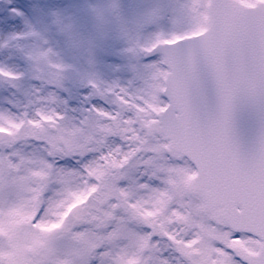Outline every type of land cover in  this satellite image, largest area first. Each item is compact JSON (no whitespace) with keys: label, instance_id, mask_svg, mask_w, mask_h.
Instances as JSON below:
<instances>
[{"label":"snow or ice","instance_id":"6c2138e0","mask_svg":"<svg viewBox=\"0 0 264 264\" xmlns=\"http://www.w3.org/2000/svg\"><path fill=\"white\" fill-rule=\"evenodd\" d=\"M10 12L23 15L15 7ZM190 12L188 31L157 34L154 42L140 48L145 67L152 70L146 93L115 86L116 100L132 113L124 127L117 119L120 113L112 116L92 107L98 116L115 121L100 127L99 133L119 134L130 142V150L117 145L105 152L76 127L47 142L45 158L25 168L24 175L14 174L21 170L23 158L21 163L0 161V182L20 186L27 211L34 212L30 228L64 230L82 245L87 264H97L98 257L109 258L110 264H142L143 252L161 239L180 252L185 264H264V131L254 149L244 153L232 129L238 95L264 111V0H198ZM222 63L226 71L214 76L219 109L215 114L198 113L191 100L199 87L197 74L218 70ZM0 76L20 78L3 68ZM92 87L99 92L95 84ZM37 115L39 119L28 124L40 132L46 126L57 128L64 119L60 113ZM136 123L139 128L132 127ZM6 125H0V136L15 137L24 121L7 119ZM129 131L133 134L125 136ZM63 160L75 167L66 169ZM134 160L145 166L137 187L151 190L149 207L133 201L128 190L126 172ZM77 175L84 178L83 187L74 189L72 178ZM177 176L179 185L173 183ZM99 205H104L102 210ZM121 209L143 225L142 235L125 232ZM171 220L183 224L185 235L167 230ZM93 224L103 227L95 237L89 227ZM124 239L133 242L136 255L123 249L112 255L104 243ZM0 264L13 262L0 255ZM161 264L169 261L165 258Z\"/></svg>","mask_w":264,"mask_h":264},{"label":"rangeland","instance_id":"374dc122","mask_svg":"<svg viewBox=\"0 0 264 264\" xmlns=\"http://www.w3.org/2000/svg\"><path fill=\"white\" fill-rule=\"evenodd\" d=\"M197 3L198 0H4L0 5V68L20 78L0 76V117L5 118L0 119V125L7 127L6 120L11 119L24 121V127L10 141L0 144V161L21 163L23 158L21 170L14 174L24 175L25 168L45 158L50 150L47 142L76 127L83 129V137L92 138L94 147L105 152L117 145L130 150V142L122 141L119 134L103 137L99 133L100 127H111L115 121L98 116L92 107L112 116L120 113L117 119L124 127L132 113L116 100L119 88L115 86L126 87L133 94L147 92L152 70L145 67L140 48L154 42L157 34L188 31L192 26L190 9ZM13 7L23 10V15L11 14ZM38 112L60 113L64 119L57 128L46 126V131L40 132L28 124L29 120L39 119ZM132 134L129 131L125 136ZM61 162L66 169L75 167L71 160ZM132 164L126 172L129 193L133 201L142 200L149 207L151 190L137 187V178L145 166L142 161L134 160ZM187 166H191L188 161ZM83 179L73 176L71 187H83ZM173 183L179 185L180 178L175 177ZM98 207L102 210L104 205ZM30 215L34 212L27 211L24 190L15 183L0 182V255L13 264H87L79 242L62 229L30 228ZM120 215L126 233H144L143 225L131 220L126 211L121 209ZM89 227L93 237L103 231L96 224ZM183 228V224L171 220L167 230L185 235ZM104 243L112 255L122 249L129 255L137 254L129 239ZM165 258L169 264H185L180 252L163 239L141 257L142 264H161ZM101 262L110 264L109 258L98 257L97 264Z\"/></svg>","mask_w":264,"mask_h":264},{"label":"water","instance_id":"95a60500","mask_svg":"<svg viewBox=\"0 0 264 264\" xmlns=\"http://www.w3.org/2000/svg\"><path fill=\"white\" fill-rule=\"evenodd\" d=\"M217 71H226L223 63L218 70L209 69L197 74L199 87L193 89L191 100L198 113L206 111L215 114L219 109L220 95L214 80ZM232 129L241 152L250 153L255 147L258 136L264 131V111L243 94L238 95L233 102ZM4 138L7 136H0V141Z\"/></svg>","mask_w":264,"mask_h":264}]
</instances>
